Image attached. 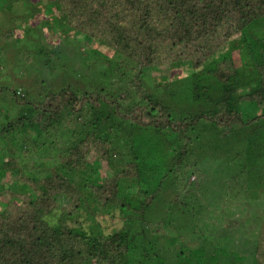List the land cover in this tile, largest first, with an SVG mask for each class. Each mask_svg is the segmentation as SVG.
<instances>
[{
    "label": "trees",
    "instance_id": "1",
    "mask_svg": "<svg viewBox=\"0 0 264 264\" xmlns=\"http://www.w3.org/2000/svg\"><path fill=\"white\" fill-rule=\"evenodd\" d=\"M3 4L13 23L26 26L24 35L36 31L43 39L32 54L42 56L45 66L56 54L68 53L61 46L71 48V39L84 38L90 52L75 51L87 68L84 76L110 56L124 77L100 72L94 78L103 79L101 87L80 92L67 86L39 100L0 87V96L8 99L3 100L16 107L13 116L6 108L0 129V264H174L161 261L172 255L170 245L166 251L160 247L169 234L164 220L152 231L146 212L169 176L178 188L185 179L192 184L188 147L200 124L226 138L264 119V39L249 45L241 39L248 26L264 19V0H26L19 9ZM242 45L247 56L228 55L231 48L241 52ZM181 77L191 81L194 106L202 103L205 110L178 116L146 89V78L153 88L165 89ZM60 128L75 140L52 171L34 177L36 169L23 156L36 160L38 140L25 135L34 129L57 142ZM259 131L252 127L251 138H259ZM159 167L160 177L154 170ZM115 216L119 226L103 235L99 220ZM134 224L142 239L150 237L152 250H143L138 261L130 258L132 240L139 236L128 231ZM205 225L198 224L202 233ZM257 229L253 261L264 264V208ZM205 255L206 262L200 260ZM216 262L217 254L207 250L196 264Z\"/></svg>",
    "mask_w": 264,
    "mask_h": 264
},
{
    "label": "rangeland",
    "instance_id": "2",
    "mask_svg": "<svg viewBox=\"0 0 264 264\" xmlns=\"http://www.w3.org/2000/svg\"><path fill=\"white\" fill-rule=\"evenodd\" d=\"M18 1L0 0V87L21 91L27 95L28 99L39 100L45 96L46 92H56L67 86L77 91L82 90L80 92L101 87L104 81L101 78L96 80L95 74H99L100 77L101 73L106 74L113 70L117 73L119 71V77H124L119 67L116 71L115 64L118 63L109 58L110 56L103 57L98 68L90 70V73L84 76L87 68L83 69V60L76 53L83 49L87 50L84 51L86 54L90 52L87 46L89 43L84 38H79L78 42L71 39L73 46L71 48L61 46L58 50L65 47L68 53L65 56L56 54L51 65L45 66L42 56L36 57L32 54L39 46L45 44L43 39L38 37L36 31L24 35L23 30L26 26L13 23L11 14L1 10L3 3H7V7L19 9L26 2V0L22 3ZM30 1L35 2V0ZM241 35L242 41L247 42L246 45L252 44L256 39H264V19L248 26ZM56 45L53 44L54 47ZM245 48L246 46L242 45L241 52L231 48V51L227 53L239 60L241 55L242 58L247 56ZM221 56L223 57V54ZM114 59L117 60V58ZM153 75L157 76V73ZM124 82L128 83V80L125 79ZM150 82L147 78L145 79L147 91L153 93L156 99L162 101L178 116L185 113L194 115L206 108L202 103L199 104L200 107L194 106L190 98L191 81L186 77L171 81V87L165 89L153 88ZM0 98L1 129L6 121V108H9L8 114L13 116L16 107H11V103L4 101L8 100L6 97L0 96ZM259 114L257 112V115ZM11 116L9 120H12ZM244 118L248 119V116L244 115ZM254 126L261 128L260 137L257 139L251 138V128ZM61 130L62 128L57 130V137L63 132L61 140L57 142H54L52 138L39 137L34 129H29L25 135L30 139L32 137L38 140L36 148H33L37 161L32 160L34 157L31 154L23 156L25 157L23 163L30 170L36 169L37 173L33 175L34 177H41L52 171L58 155L69 147L70 141L75 140V138L71 139L70 131ZM220 134L221 130L213 128L210 124H200L198 129H195L193 142L188 147L189 161L186 163L190 171L194 170V174L189 179L187 177L189 181H193L192 184L188 185L185 179L186 184H181L178 188L175 176H169L164 182L165 185L158 199L146 212L145 224L152 231L157 230V222L163 224L162 220L168 228L166 229L169 233L167 241L165 240L160 247L166 251L170 245L172 255L169 258L163 257L161 259L163 263L170 261L174 264H196L199 257L207 254V250H211V254H217L219 264H255L253 248L258 235V222L264 208V119L253 122L248 127L235 129L229 137L221 138ZM16 137L18 141H21L22 138L18 135ZM32 142L34 141L30 140V143ZM2 146L0 142V157L3 156ZM117 159V157L114 158L113 162H118ZM154 170L160 177L162 168ZM166 170L167 168L163 169V171ZM257 173L261 175V181L255 180L258 177ZM151 181L153 185L156 183L155 178ZM184 187L189 190V193L184 192ZM212 216H214L213 223L208 227L207 220ZM99 221L103 235H107L113 226H119L117 216ZM203 223L206 224L204 233L198 227V224L202 227ZM129 229L132 234L139 235L130 245L131 261L140 260L143 250L151 254L152 250L147 245L150 237L145 235L147 238L142 239L141 228L136 224L129 227L128 231ZM158 258L160 259V256ZM200 260L206 262V255Z\"/></svg>",
    "mask_w": 264,
    "mask_h": 264
}]
</instances>
